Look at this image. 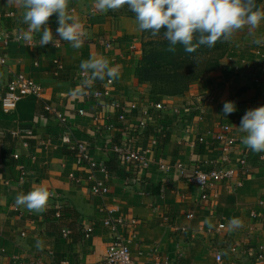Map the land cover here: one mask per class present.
I'll use <instances>...</instances> for the list:
<instances>
[{
    "label": "crops",
    "instance_id": "0c3cea01",
    "mask_svg": "<svg viewBox=\"0 0 264 264\" xmlns=\"http://www.w3.org/2000/svg\"><path fill=\"white\" fill-rule=\"evenodd\" d=\"M260 7L264 9V0ZM69 8L89 33L79 50L59 37H54L56 45L41 47L37 45L41 33H36L31 46L11 42L3 51L6 65L0 67V97L15 73L33 79L43 92L39 98L25 97L11 113L0 111V264L99 262L110 243V233L102 224L105 214L100 209L112 205L118 208L115 215L125 221L119 232L130 239L129 251L137 264H153L155 257L162 255L170 258V264H264V260L257 261L264 253V224L250 217L251 212L264 215V207L259 205L264 196V154L254 157L241 143L244 133L238 128L247 110L264 106V45L252 43L254 38L264 36V22L255 30V36H250L247 29L239 32L240 44L235 52L231 54L229 49L218 68L190 85L184 94L162 97L160 101L167 108L199 101L201 120L183 134L177 117L166 111L158 118L166 129L158 139L161 146L157 144L152 149L153 162L142 169L121 166L111 151L98 148L100 139L109 137L111 144L119 141L118 133L106 134L102 130L115 122L109 111L100 112V119L94 120L104 100L93 99L91 92L102 89L108 78L96 79L89 87L84 83L88 74L80 68L81 61L90 57H107L112 66L120 67L119 78L110 87L114 96L139 107L155 101V97L140 91L134 76L140 58L135 20L98 12L93 0H70ZM7 11L14 16L5 17ZM49 27L55 35V15ZM26 30L20 7L0 0V35L6 31L26 38ZM98 36L111 39L112 48L98 44ZM56 62L62 65L61 71L56 69ZM81 72L85 77L80 76ZM78 89L86 94L73 95ZM225 101H233L236 111L225 115ZM45 106L52 112H46ZM56 113L66 120L56 119ZM139 118L137 113L131 122ZM222 124L230 126L235 139L227 160L235 164L246 156L251 174L231 188L216 186L208 196L213 203L209 204L201 201L200 191L185 184L173 168L163 179L158 163H180L190 169L197 163L220 161L223 154L213 135ZM64 134L73 142L87 144L90 156L102 160L107 175H96L104 180L106 195L89 193L85 179L89 170L75 166L71 153L60 141ZM198 136L202 142L195 147ZM12 153L18 155V160L12 159ZM251 160L255 166L250 165ZM17 163H22L27 172L22 182L18 181ZM41 185L56 194L46 211L34 213L15 205L18 193L26 194ZM57 210L60 217L56 219L53 215ZM234 217L243 221V227L233 231L229 221ZM131 219L136 221L134 228L126 223ZM218 223L224 224V230L215 231ZM181 228L185 230L172 232ZM62 229L69 231L67 237L60 234ZM84 229L90 230L87 238ZM206 229L212 232L206 233ZM216 255L221 256L220 263L215 261Z\"/></svg>",
    "mask_w": 264,
    "mask_h": 264
},
{
    "label": "built area",
    "instance_id": "2783aa9c",
    "mask_svg": "<svg viewBox=\"0 0 264 264\" xmlns=\"http://www.w3.org/2000/svg\"><path fill=\"white\" fill-rule=\"evenodd\" d=\"M72 12V9H70ZM7 18H12L14 13L7 11L4 14ZM86 40V39H85ZM84 40V41H85ZM11 42H19L24 45L31 46L34 42L33 37L31 39L24 38L22 35H12L6 31H2L0 35V67L6 65V58L3 51L7 49ZM96 42L103 48L110 50L112 48V40L103 38L102 36L96 37ZM57 44L56 41L53 43ZM56 69L62 70L60 63L55 64ZM81 77H85L84 73H80ZM105 86L102 89L91 92L93 99H103L104 103L100 105L98 114L94 118L98 121L101 117L100 112L109 111L110 115L115 122L108 123L103 127V132L118 133L119 141L116 144H111L108 138L99 140L98 148L102 151H111L115 161L121 166H130L137 168H148L152 164L151 158L152 149L157 146L158 139L164 136L166 129L160 125L158 118H162L166 111L177 117L179 121V129L182 133L188 132L194 124L201 120L199 101L189 103L187 106H172L167 108V105L161 101H152L148 103L146 107H139L135 103L125 102L111 93L110 87L112 86V80L107 79ZM43 89L41 85L36 83L30 77L22 74L15 73L8 79L5 89L0 97V111L2 113L13 112L17 104L25 97L39 98L42 95ZM46 112H52L49 106H45ZM140 113V118L137 121L131 122L132 117L137 116ZM82 114V111H79ZM192 116V117H190ZM56 119L59 121H65L66 117L60 113L55 114ZM151 123V127H150ZM117 127L116 128V125ZM148 127L151 128L150 132H147ZM11 136H18L17 133H11ZM64 149L71 153L73 162L77 168L87 167L89 170L86 181L88 184L89 193L94 196H103L108 193V188L103 179L99 178L96 174L102 173L107 175L104 169L102 160H96L89 154L88 145L81 142H73L69 139V136L64 134L60 139ZM213 141L218 145L223 156L220 161H209L200 164H194L190 169H187L180 163H175L172 166L165 165L161 162L158 163V169L165 179L166 175L173 168L179 178L188 185L195 186L200 191V200L213 204L211 198V192L215 190L216 186L222 185L226 187H233L238 185L242 179L246 178L248 173V167L246 164V156H242L235 164H231L226 155L231 152L235 145V139L232 136L231 128L229 125L222 124L218 127V131L213 135ZM202 138L198 136L196 138L195 147L200 145ZM12 159L18 160L16 153L11 154ZM264 157V156H263ZM18 169V181L22 182L26 179L27 172L22 163H17ZM249 176V175H248ZM211 201V202H210ZM259 205L264 207V196L260 197ZM118 211L116 206H103L100 212L105 214L103 219V226L106 227L110 233V243L106 247L101 260L94 264H137L130 254L129 243L130 239L123 236L119 232V228L125 225V221L122 217L115 215ZM54 218H59L60 213L57 210L54 213ZM189 218V215H186ZM250 217L256 222L264 224V215H259L255 212L250 213ZM168 219V217H164ZM132 228L136 226V221L131 219L128 222ZM223 223H218L215 227L216 232L224 230ZM184 228L180 230L172 229V232L179 233L184 231ZM206 233H211V229H206ZM84 237L87 238L90 234L89 229L83 230ZM62 236L67 237L69 231L62 229ZM23 235V233H21ZM264 260V253H260L258 256L259 262ZM215 261L220 263L222 261L220 255L215 256ZM153 264H170V258L162 255L155 257Z\"/></svg>",
    "mask_w": 264,
    "mask_h": 264
},
{
    "label": "clouds",
    "instance_id": "9594fccd",
    "mask_svg": "<svg viewBox=\"0 0 264 264\" xmlns=\"http://www.w3.org/2000/svg\"><path fill=\"white\" fill-rule=\"evenodd\" d=\"M21 9V22L27 25L25 37L31 39L41 33L37 45L41 47L54 43V37L79 50L89 33L84 23L72 14L70 0H6ZM94 8L101 13L119 11L127 7L134 14L137 30L150 33L152 38L168 42V51L175 52L176 46H183L186 52H194L201 45L208 48L217 43L232 42L237 33L248 30L255 36V30L264 22V9L256 0H93ZM57 17L55 35L49 27L50 18ZM162 33V35H161ZM255 45H264V36L252 40ZM80 68L87 73L84 83L89 87L96 79L105 77L115 81L119 78V65L112 66L104 56H94L81 61ZM73 95L86 94L76 90ZM236 111L233 101H225V115ZM240 132L244 133L241 143L255 154H264V106L249 109L241 118ZM55 192L44 186L33 187L26 194L20 192L15 197V205L29 212L46 211L50 198ZM243 221L234 217L229 228L237 230Z\"/></svg>",
    "mask_w": 264,
    "mask_h": 264
},
{
    "label": "trees",
    "instance_id": "16d2710c",
    "mask_svg": "<svg viewBox=\"0 0 264 264\" xmlns=\"http://www.w3.org/2000/svg\"><path fill=\"white\" fill-rule=\"evenodd\" d=\"M262 1L256 0L259 7ZM121 12L134 17L129 10ZM108 13L116 17V14H112L111 11ZM140 38L141 55L135 67L134 76L139 84H148L152 88L151 94L154 95L155 101H160L164 96L184 94L192 83L218 68L229 50V43L221 42L212 48L201 45L191 53L186 52L183 46L177 45L175 52H169L167 41L160 38L154 39L148 32H141ZM158 145L161 146V143ZM254 155L259 157L261 154L254 153ZM254 162L251 160L250 165L255 166ZM250 174L251 170L248 167L246 176Z\"/></svg>",
    "mask_w": 264,
    "mask_h": 264
},
{
    "label": "rangeland",
    "instance_id": "374dc122",
    "mask_svg": "<svg viewBox=\"0 0 264 264\" xmlns=\"http://www.w3.org/2000/svg\"><path fill=\"white\" fill-rule=\"evenodd\" d=\"M124 8H127V7H124ZM124 8H122V9H120L121 11H124V10H127L128 11V9H124ZM119 10V11H120ZM119 11H111V13L113 14H116V18H131V19H134V17H129V16H127L126 14H124V13H122L121 11V13L119 12ZM240 34L239 33H237V35L235 36V38H234V40L232 41V42H228L229 43V45H228V49H230L231 50V54L232 53H234L235 52V50L237 49V47H238V45L240 44L239 43V37H237V36H239ZM141 32L139 31V34H138V39H139V49H140V55H141V45H140V40H141ZM230 44H231V46H230ZM140 59V58H139ZM198 81H200V79L198 80ZM197 81V82H198ZM195 83V82H194ZM194 83H192V84H194ZM191 84V85H192ZM199 85H200V83H198ZM197 85V84H196ZM140 91L143 93V94H147V97H151V98H153L154 96H153V94H151V87L148 85V84H140ZM196 90H198L197 88H196Z\"/></svg>",
    "mask_w": 264,
    "mask_h": 264
}]
</instances>
